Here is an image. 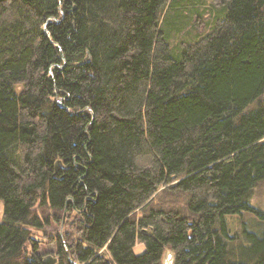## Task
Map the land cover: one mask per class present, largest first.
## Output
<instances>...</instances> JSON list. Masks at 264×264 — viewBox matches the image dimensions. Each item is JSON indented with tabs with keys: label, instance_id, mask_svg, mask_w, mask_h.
Returning a JSON list of instances; mask_svg holds the SVG:
<instances>
[{
	"label": "trees",
	"instance_id": "1",
	"mask_svg": "<svg viewBox=\"0 0 264 264\" xmlns=\"http://www.w3.org/2000/svg\"><path fill=\"white\" fill-rule=\"evenodd\" d=\"M262 182L264 0H0V264H264Z\"/></svg>",
	"mask_w": 264,
	"mask_h": 264
},
{
	"label": "rangeland",
	"instance_id": "2",
	"mask_svg": "<svg viewBox=\"0 0 264 264\" xmlns=\"http://www.w3.org/2000/svg\"><path fill=\"white\" fill-rule=\"evenodd\" d=\"M174 14H171V17H173ZM194 24H197V26L200 24V19L198 16L194 15ZM201 25V24H200ZM250 202L254 205H258L263 211H264V182L257 185L252 192V196L250 199ZM3 212V208L0 204V219H2L1 215ZM41 213L43 215H47V211L45 209L41 210ZM61 215L60 211L54 212V218H49V224L45 227V232L50 233H56L61 232L63 228V219H61V222H59L58 217ZM236 216V217H232ZM242 218V219H241ZM254 219V220H253ZM241 220V221H240ZM226 221L228 223L229 228L231 231H237L239 232L240 229L243 230V226L249 230V231H256V230H262L263 225L258 224L260 221H264L263 219H259L256 215H254L251 212H243L241 215L235 214V215H227ZM264 223V222H263ZM43 232H38V235H35V239H37V251L42 254L43 257L47 256H53L55 257L54 253V245L48 244L41 240L39 238V235L41 236ZM133 250L135 253L140 254L144 251V245L141 242H137ZM173 261V253L169 249H165L163 253V257L161 260V264H172Z\"/></svg>",
	"mask_w": 264,
	"mask_h": 264
},
{
	"label": "water",
	"instance_id": "3",
	"mask_svg": "<svg viewBox=\"0 0 264 264\" xmlns=\"http://www.w3.org/2000/svg\"><path fill=\"white\" fill-rule=\"evenodd\" d=\"M42 260H43L46 264H56V257H53V256L43 257Z\"/></svg>",
	"mask_w": 264,
	"mask_h": 264
}]
</instances>
